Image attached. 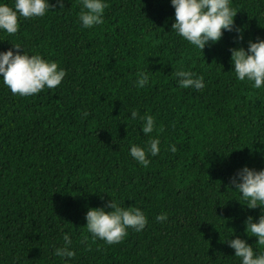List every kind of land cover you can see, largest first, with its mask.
<instances>
[{
    "label": "trees",
    "instance_id": "16d2710c",
    "mask_svg": "<svg viewBox=\"0 0 264 264\" xmlns=\"http://www.w3.org/2000/svg\"><path fill=\"white\" fill-rule=\"evenodd\" d=\"M107 4L94 28L80 27L79 0H65L63 10L20 18L15 35L0 33V51L19 43L67 73L29 97L0 84V264H65L53 254L65 233L75 251L68 264H239L223 241L234 230L255 249L244 221L260 208L236 200L230 177L264 168V90L236 80L229 49L264 39V0H232L243 41L225 31L202 52L171 31L170 0ZM181 68L203 76L205 88H180ZM140 69L150 80L137 89ZM134 109L159 129L151 135L161 152L148 167L128 154L148 139L129 119ZM173 143L175 153L166 150ZM111 197L141 208L148 223L108 245L91 238L85 214ZM162 212L168 218L157 222Z\"/></svg>",
    "mask_w": 264,
    "mask_h": 264
},
{
    "label": "clouds",
    "instance_id": "9594fccd",
    "mask_svg": "<svg viewBox=\"0 0 264 264\" xmlns=\"http://www.w3.org/2000/svg\"><path fill=\"white\" fill-rule=\"evenodd\" d=\"M174 8V21L171 31L187 41L194 48L202 50L221 40L224 32H235L234 42L243 41L241 29L235 25L236 9L232 0H170ZM65 0H13L11 6L0 0V33L9 36L19 30L20 18L32 19L44 17L53 8L65 9ZM107 0H79L78 21L81 28L89 29L104 23ZM24 49L19 43H12V48L0 51V84H3L13 94L29 97L39 94L45 88L54 89L61 85L66 76V70L58 62L42 57L39 53L20 51ZM232 72L237 81L245 82L253 89L264 90V39L257 37L247 41L243 46L231 47ZM177 84L182 89L203 90V76L183 68L174 72ZM149 72L140 69L136 73L134 85L142 89L149 85ZM82 117H87V110L82 111ZM131 121L141 122L140 130L148 137L143 146L131 143L128 154L139 165L148 167L149 157H155L161 152L159 136H152L154 130H159L153 115H141L138 110H132ZM167 151L175 153L176 145L169 144ZM239 194L241 205L249 209L260 208L258 219L251 215L244 221V232L248 237H255V249L246 239L233 233L223 242L234 250V257L239 264H264V168L259 170L247 165L237 169L230 177V188ZM240 201H244L241 203ZM106 209H111L110 211ZM168 218L166 212L155 216L157 222ZM86 230L93 240H102L108 245L120 243L127 235L128 229L135 232L145 229L148 218L139 207H123L114 198L107 201L103 207H88L85 214ZM72 239L65 233L63 246L54 248V256L65 261V264L75 256L71 247Z\"/></svg>",
    "mask_w": 264,
    "mask_h": 264
}]
</instances>
